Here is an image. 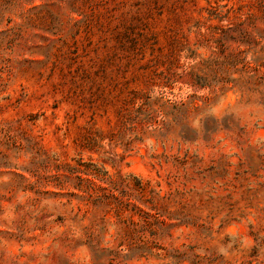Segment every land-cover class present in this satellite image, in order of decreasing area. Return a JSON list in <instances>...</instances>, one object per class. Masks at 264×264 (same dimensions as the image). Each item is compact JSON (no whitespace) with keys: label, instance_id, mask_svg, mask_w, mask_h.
Listing matches in <instances>:
<instances>
[{"label":"rangeland","instance_id":"1","mask_svg":"<svg viewBox=\"0 0 264 264\" xmlns=\"http://www.w3.org/2000/svg\"><path fill=\"white\" fill-rule=\"evenodd\" d=\"M0 264H264V0H0Z\"/></svg>","mask_w":264,"mask_h":264}]
</instances>
